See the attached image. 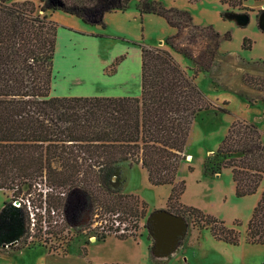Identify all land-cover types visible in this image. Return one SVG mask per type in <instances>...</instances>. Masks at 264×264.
I'll return each instance as SVG.
<instances>
[{"label":"trees","instance_id":"16d2710c","mask_svg":"<svg viewBox=\"0 0 264 264\" xmlns=\"http://www.w3.org/2000/svg\"><path fill=\"white\" fill-rule=\"evenodd\" d=\"M130 2L0 0V190H14L13 199L20 201L15 189L22 192L24 185L31 188L41 178L48 189L46 221L52 210L66 207L82 195L91 209L110 214L103 220L105 232L100 239L105 241L114 231L126 240L127 234H118L121 225L130 221L138 229V223L147 217V205L135 195L123 193L122 163L141 165L152 185L171 186L169 212L187 221L190 218L193 227L210 229L217 241L237 246L241 235L236 229L181 202L186 182L179 179V171L192 127L197 116L213 104L171 52L142 48L140 97L52 95L59 24L46 13L63 11L106 28L105 14L126 11ZM138 3L141 15L163 17L178 30L167 40L175 49L182 25L175 23L173 16L185 17L187 24H193L192 15L158 1ZM215 35L221 38L218 31ZM182 52L192 58L190 52ZM124 59L117 58L112 66L116 68ZM209 66H203L204 70L209 71ZM216 157L219 162L206 165L210 175L230 169L238 198L258 192L264 180V143L257 125L234 121ZM60 190L67 194L60 196ZM28 221L30 228L29 213ZM246 240L264 246V191L248 222ZM19 245L12 249L23 248Z\"/></svg>","mask_w":264,"mask_h":264},{"label":"rangeland","instance_id":"374dc122","mask_svg":"<svg viewBox=\"0 0 264 264\" xmlns=\"http://www.w3.org/2000/svg\"><path fill=\"white\" fill-rule=\"evenodd\" d=\"M153 1L161 2L166 8L187 11L193 17L195 27L187 24L185 17L173 16V21L182 25L180 36L174 40L175 49L167 44V40L178 30L163 17L141 15L138 0H131L126 11L105 14L106 28L87 24L63 11L46 14L58 24V21H63L77 30L85 28L106 35H126L127 40L122 39V42L141 47V51L143 47L167 50L189 75L195 77L196 84L213 107L199 114L193 124L185 160L179 172L180 179L186 182L181 202L236 229L241 235L240 244L232 246L217 241L210 229L193 227L191 219L187 218L190 223L188 234L176 253L168 258H156L153 254L154 241L147 229V218L157 210H168L172 188L152 185L141 165L129 166L128 162H123V193L133 194L147 205V217L138 223V229L130 221L121 225L128 239L121 240L112 231L105 241L101 240L100 235L105 232L103 220L110 214L101 215L100 209H91L82 195H77L66 207L59 206L52 210L50 220L46 221L43 216L47 208L48 189L40 178L31 188L24 185L22 192L15 189L17 198L27 208L24 209L23 205L20 207L26 217V233L19 245L23 248L13 250L31 249L3 253L8 249L0 247V264H264V246L251 245L246 240L247 225L261 199L264 184L254 195L238 198L230 169H223L215 175L206 171V165L212 167L220 161L216 157L217 149L236 120L257 125L264 143V32L258 22L264 12V0ZM235 15H248V25L240 26L232 17ZM217 31L221 38L216 37ZM245 40L249 41L247 47H244ZM102 41L99 62H90V59L96 58H84V53L80 54L83 57L73 66L71 62L74 59L70 60L69 52L63 48L65 45L58 51L56 48L53 75L57 79L53 78V96L67 97L70 88L80 92L78 85L66 84L74 77H89L90 72L99 76L102 59L121 44L113 40ZM218 42L220 48L217 50ZM84 47L88 52L99 49L97 44L83 43H76L74 49L83 53ZM183 50L190 52L192 58L186 57ZM209 63V71H205L203 66ZM112 65L105 69V74L114 72L116 68ZM62 77H66V80H62ZM66 192L60 190L58 194L64 195ZM13 193L14 190H0V214L8 204L16 202ZM28 213L30 217L34 215L35 226L31 225L32 229L28 228ZM9 225L7 223L6 228Z\"/></svg>","mask_w":264,"mask_h":264},{"label":"crops","instance_id":"0c3cea01","mask_svg":"<svg viewBox=\"0 0 264 264\" xmlns=\"http://www.w3.org/2000/svg\"><path fill=\"white\" fill-rule=\"evenodd\" d=\"M111 12V13H119ZM153 15V14H152ZM59 22V29L57 34V51L58 49L63 46V48L67 49L69 52L70 60L74 59V62H71L72 66L75 64L76 61L81 60L83 57L80 54H86L84 58H88L93 56L96 60L90 59L89 61H96L99 62V54L101 52V48L103 46L102 40H113L115 43L120 42L118 46H115L112 52L108 53L106 58L102 59L101 68L99 70V76H95L91 72L88 74L89 77L82 76V78L74 77L70 80L69 86L71 85H78L80 92H74L71 88L67 90V97H140L142 93V81H141V61H142V51L141 47L138 46H131L128 42H122L123 40H127L126 35H106L102 34V32L93 31V30H77L70 26H68L63 21ZM99 26V25H98ZM76 31V32H75ZM80 32V34L78 33ZM121 40V41H120ZM76 43H83V44H97L99 49H95L94 52L85 51L86 48L84 47L83 53L80 51H75L74 46ZM90 53V54H88ZM99 53V54H98ZM125 56V59L120 62V64L116 67L112 74H105V69L112 65L117 58ZM81 57V58H80ZM106 66V67H105ZM105 67V68H104ZM104 68V69H103ZM138 74V75H137ZM109 79L111 81L106 80ZM57 77L54 78V80ZM62 80H66V77H62ZM64 96V95H59ZM58 96V97H59ZM180 172V171H179ZM208 176V175H207ZM180 179V177H179ZM181 180V179H180ZM264 184V180L263 183ZM235 185V183H234ZM262 186V185H261ZM264 190V185H263ZM9 221V220H8ZM9 223V222H8ZM98 241V240H93ZM26 248L22 250H13L8 249L4 250L3 253H9L11 251H25ZM2 254V253H1Z\"/></svg>","mask_w":264,"mask_h":264},{"label":"water","instance_id":"95a60500","mask_svg":"<svg viewBox=\"0 0 264 264\" xmlns=\"http://www.w3.org/2000/svg\"><path fill=\"white\" fill-rule=\"evenodd\" d=\"M232 17L242 27L248 25L250 21L248 15H235ZM258 22L259 28L264 32V12L259 16ZM7 223L10 225L6 228ZM189 226L186 218L165 209L157 210L151 214L147 218V229L154 241V256L164 259L175 254L185 240ZM25 233V214L15 204H8L0 214V247L3 249L16 247L25 236Z\"/></svg>","mask_w":264,"mask_h":264},{"label":"built area","instance_id":"2783aa9c","mask_svg":"<svg viewBox=\"0 0 264 264\" xmlns=\"http://www.w3.org/2000/svg\"><path fill=\"white\" fill-rule=\"evenodd\" d=\"M13 204H15L16 206H18V207H21L22 206V202L21 201H16V202H14ZM30 219H31V224H30V229H32V227H31V225H33V226H35V220H34V215H32L31 217H30ZM115 228H118L119 227V223H117L115 226H114ZM120 234H124V229L122 230L121 229V227H120ZM122 232V233H121Z\"/></svg>","mask_w":264,"mask_h":264},{"label":"flooded vegetation","instance_id":"af4514ba","mask_svg":"<svg viewBox=\"0 0 264 264\" xmlns=\"http://www.w3.org/2000/svg\"><path fill=\"white\" fill-rule=\"evenodd\" d=\"M18 245H19V244H18ZM18 245H17V246H18Z\"/></svg>","mask_w":264,"mask_h":264}]
</instances>
